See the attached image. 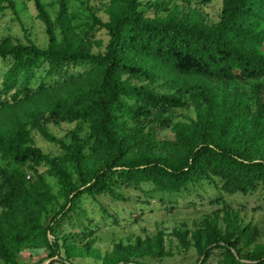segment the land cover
I'll return each mask as SVG.
<instances>
[{
    "label": "trees",
    "instance_id": "obj_1",
    "mask_svg": "<svg viewBox=\"0 0 264 264\" xmlns=\"http://www.w3.org/2000/svg\"><path fill=\"white\" fill-rule=\"evenodd\" d=\"M30 1L47 46L0 41V61L7 62L0 94L8 97L0 103L3 264H19V253L28 249H45L48 259H61V251L67 261L75 256L70 236L60 238L58 229L65 220L82 225V200L126 201L122 190L141 184L168 194L205 183L226 195L264 189V0H221L212 25L196 10L180 19L176 10L159 15L171 3L211 0H108L107 21H94L108 36L97 52L94 45H101L76 32L67 0H57L55 20L42 0ZM5 10L15 13L13 0H0V13ZM81 66L89 70L71 74ZM41 69L63 81L32 91L29 84ZM241 83H249V91ZM184 105L194 116L173 123V111ZM49 124H85L87 132H70L66 144ZM166 128L172 139L158 138ZM34 133L61 153H44ZM221 221L206 220L192 234L202 264L220 248L224 254L216 264H264V247L248 249L255 236L238 214L225 212ZM178 235L187 250L186 234ZM115 247L114 264H140L150 253L143 247L139 253V242Z\"/></svg>",
    "mask_w": 264,
    "mask_h": 264
},
{
    "label": "rangeland",
    "instance_id": "obj_2",
    "mask_svg": "<svg viewBox=\"0 0 264 264\" xmlns=\"http://www.w3.org/2000/svg\"><path fill=\"white\" fill-rule=\"evenodd\" d=\"M15 13L5 10L0 13V41L9 38L15 43L26 45L31 42L39 48H45L48 38L45 27L37 19V13L30 0H13ZM141 4L155 0H139ZM45 10L51 20H55L58 5L57 0H42ZM108 0H67L68 14L76 32L84 39H91L97 45L93 52L102 50L107 44L108 36L105 30H98L94 25L95 20L105 23L108 19L106 9ZM168 11L162 12L160 16H167L170 11L176 10L177 17L185 18L190 10H196L200 18L208 25L216 24L221 14V0H211L206 4L192 3L190 6L181 3H171ZM146 16L152 17L153 11L144 9ZM94 29L95 31H91ZM58 37V30L55 29ZM92 34V38H87ZM264 52V45L261 48ZM7 68V62L0 61V77ZM89 70V66H81L72 70L71 74H82ZM59 77H45L44 71H37L36 78L31 80L29 88L32 91L38 89L40 84L55 86L62 82ZM249 91V83H241ZM264 102V88L261 92ZM8 97L0 94V103ZM187 116L193 117V111L188 105L177 108L172 113L171 121H185ZM48 130L62 142L69 144V133L76 132L85 137L87 127L85 124H49ZM157 137L170 140L173 133L169 128L158 131ZM35 145L44 153L56 155L61 153L58 147L45 141L38 133H34ZM46 169H40V173L47 177L49 182L53 179L46 175ZM56 191V188L54 189ZM122 194L126 201H115L110 197H97L82 200L80 210L82 211L81 222L65 220L58 229L61 237L70 236L69 240L76 248L75 256L68 261L61 251L60 257L47 258L48 251L45 249H28L19 253V264H43L50 260L53 264H114L117 258L120 244L125 250L128 245H137L139 242V253L148 250L149 254L137 260L140 264H202L203 256L199 253L192 239V234L203 228L206 220L219 218L218 225L222 226L221 218L225 212L238 214L243 226L248 227L255 236V243L248 249L255 248L256 244L264 247V189L244 195L220 194L212 184L205 183L202 186L189 187L179 194L161 193L154 190L149 184L139 185V189H123ZM90 232V234H89ZM181 232L186 234L189 244L185 250L180 242ZM74 236H78L74 238ZM49 240L52 238L49 237ZM211 248V247H209ZM243 252H247L244 243L239 245ZM223 249H216L208 264H216L223 255ZM60 260L56 262L57 260ZM55 262V263H54ZM0 264H3L0 261Z\"/></svg>",
    "mask_w": 264,
    "mask_h": 264
},
{
    "label": "water",
    "instance_id": "obj_3",
    "mask_svg": "<svg viewBox=\"0 0 264 264\" xmlns=\"http://www.w3.org/2000/svg\"><path fill=\"white\" fill-rule=\"evenodd\" d=\"M50 260L45 261L43 264H49Z\"/></svg>",
    "mask_w": 264,
    "mask_h": 264
}]
</instances>
